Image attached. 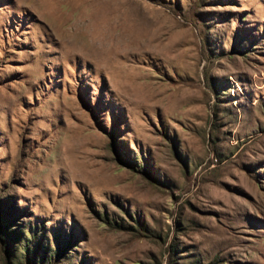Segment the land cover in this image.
Instances as JSON below:
<instances>
[{
	"label": "rangeland",
	"instance_id": "rangeland-1",
	"mask_svg": "<svg viewBox=\"0 0 264 264\" xmlns=\"http://www.w3.org/2000/svg\"><path fill=\"white\" fill-rule=\"evenodd\" d=\"M0 208L20 264H264V0H0Z\"/></svg>",
	"mask_w": 264,
	"mask_h": 264
},
{
	"label": "trees",
	"instance_id": "trees-1",
	"mask_svg": "<svg viewBox=\"0 0 264 264\" xmlns=\"http://www.w3.org/2000/svg\"><path fill=\"white\" fill-rule=\"evenodd\" d=\"M4 215V211L0 208V245L2 246V250L4 251L6 257V264H20L17 262V252L11 245L14 237L12 235V231L9 229V223L3 218ZM22 249L26 255L23 260L25 262L24 264H41L36 262L35 259L30 258L27 246H24Z\"/></svg>",
	"mask_w": 264,
	"mask_h": 264
},
{
	"label": "bare ground",
	"instance_id": "bare-ground-1",
	"mask_svg": "<svg viewBox=\"0 0 264 264\" xmlns=\"http://www.w3.org/2000/svg\"><path fill=\"white\" fill-rule=\"evenodd\" d=\"M105 51V50H104Z\"/></svg>",
	"mask_w": 264,
	"mask_h": 264
}]
</instances>
